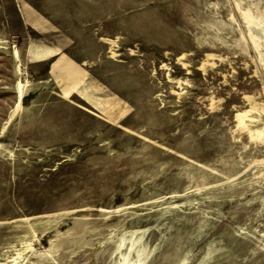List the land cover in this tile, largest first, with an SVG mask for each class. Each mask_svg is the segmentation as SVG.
<instances>
[{
  "label": "rangeland",
  "instance_id": "obj_1",
  "mask_svg": "<svg viewBox=\"0 0 264 264\" xmlns=\"http://www.w3.org/2000/svg\"><path fill=\"white\" fill-rule=\"evenodd\" d=\"M0 264H264V0H0Z\"/></svg>",
  "mask_w": 264,
  "mask_h": 264
},
{
  "label": "bare ground",
  "instance_id": "obj_2",
  "mask_svg": "<svg viewBox=\"0 0 264 264\" xmlns=\"http://www.w3.org/2000/svg\"><path fill=\"white\" fill-rule=\"evenodd\" d=\"M16 92H17L16 105L19 106L20 103H21L22 95H23V90H22L20 84L17 85ZM236 117H237L238 121L240 122V118H239V116L237 115Z\"/></svg>",
  "mask_w": 264,
  "mask_h": 264
}]
</instances>
